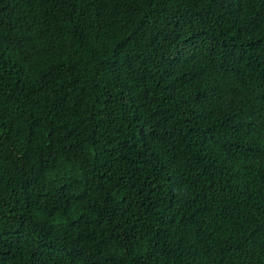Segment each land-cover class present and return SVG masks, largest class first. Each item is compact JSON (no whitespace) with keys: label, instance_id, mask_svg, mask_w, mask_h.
Masks as SVG:
<instances>
[{"label":"trees","instance_id":"16d2710c","mask_svg":"<svg viewBox=\"0 0 264 264\" xmlns=\"http://www.w3.org/2000/svg\"><path fill=\"white\" fill-rule=\"evenodd\" d=\"M0 264H264V0H0Z\"/></svg>","mask_w":264,"mask_h":264}]
</instances>
